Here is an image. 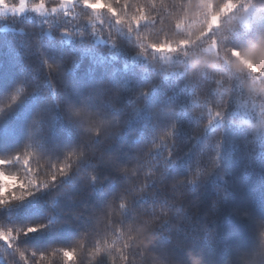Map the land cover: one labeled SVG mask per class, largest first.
Listing matches in <instances>:
<instances>
[{
	"label": "clouds",
	"instance_id": "1",
	"mask_svg": "<svg viewBox=\"0 0 264 264\" xmlns=\"http://www.w3.org/2000/svg\"><path fill=\"white\" fill-rule=\"evenodd\" d=\"M87 15H90L87 10L78 9L73 23L82 24ZM47 27L27 28L30 36L27 46L31 49L28 55L34 57L36 63L25 56L22 59L33 78L22 80L15 87L12 94L20 85L25 90L15 103H10L12 94L0 98V107L4 109L0 115L6 114L22 98L42 93L44 102L37 106L28 125L26 144L34 127H38L40 133V143L32 145L38 152L33 167L39 168L38 175L43 177L52 163L65 161L67 153H75L67 161L71 165L67 174L33 192L47 194L54 204L59 198L78 202V207L67 210L54 206L47 217V223L53 227L84 224L75 241L80 242L77 264H98L101 259L91 255L98 219L108 228L110 245L119 247L127 240V235L134 237L130 241L132 251L127 253L130 257L127 264H153V261L156 264H234L236 250L252 246L256 239V221L264 219V183L245 191L243 200L237 201L233 198L234 185L225 179L227 154L221 155L215 169L210 170L215 151L209 143L212 134L203 130L197 112L184 113V107L190 105L188 82L203 89L202 74L192 71L185 57L177 53L167 65L176 76L162 79L161 69L165 65L160 58L151 53L147 58L138 56L139 41L135 34L124 35L119 29L109 39L100 41L96 35H90L86 27L81 35L72 31L69 24L71 36L55 38L41 31ZM225 34L223 30L215 32L216 38L221 40ZM117 35L121 42L119 58L112 56L110 43V40L116 42ZM144 35L158 41L163 34L157 29H145ZM167 35L173 41L182 36L187 38L171 29ZM37 39L38 44L34 43ZM51 42L67 46L69 50L59 59L49 58L42 49ZM209 43L208 39L195 43L189 49V56L209 55ZM221 46L223 50V42ZM88 57L93 60L100 57L106 64H94L99 68L98 76L80 88L74 74L81 61ZM120 59L131 61L128 65L131 73L138 74L134 83L122 79L121 74L113 70L112 66ZM45 60L59 68L50 70ZM217 75L227 79L228 74L220 68ZM169 82L173 85L171 94L161 93ZM145 88H148L147 95L142 91ZM167 108L172 111L162 110ZM77 111L82 114L77 116ZM33 121L38 124L34 126ZM58 121L74 132L72 143L63 144L54 138ZM184 122L188 124L187 130ZM173 124L174 135L167 142H161L159 133ZM126 135L131 141V154L127 160H122ZM50 138L54 142L51 151L44 148ZM189 153L194 156L191 162L182 172L173 171L176 162ZM109 183L116 185V190L106 195L99 207L91 204L89 198L104 195ZM121 220L125 225H133L135 231L127 235V229L121 232ZM103 237L101 232L99 238ZM141 240L144 243L141 244ZM53 264H61L59 256ZM117 264L125 262L118 260Z\"/></svg>",
	"mask_w": 264,
	"mask_h": 264
},
{
	"label": "snow or ice",
	"instance_id": "2",
	"mask_svg": "<svg viewBox=\"0 0 264 264\" xmlns=\"http://www.w3.org/2000/svg\"><path fill=\"white\" fill-rule=\"evenodd\" d=\"M78 9L90 13L82 24L73 23ZM237 12L240 14L234 16ZM9 14L15 21L32 14L39 20V25L48 26L41 31L54 38L57 35L71 36L67 28L69 24L72 25V31H78L81 35L86 27L88 33L96 35L100 41L109 39L117 29L124 35L135 34L139 41L137 55L147 58L151 53L159 57L165 65L161 69V78L165 80L176 76V72L169 70L167 65L177 53H181L191 70L198 71L204 77L203 89L193 85L192 81L188 82L190 105L184 107V113L197 112L203 130L212 134L209 143L215 151L210 170L215 169L216 162L222 155L224 131L228 126L242 133L240 142L230 143V150L242 148L249 157L259 154L264 159V0H0V19H9ZM229 17L232 19L225 23ZM56 25L60 27L56 28ZM30 27L35 28L36 25ZM145 29H157L163 35L158 41L151 40L144 35ZM169 29L182 33L187 38L182 36L179 40H170L167 35ZM8 30L16 31V28ZM220 30L226 33L222 40L215 36V32ZM19 31L23 34L26 30L22 27ZM205 39L210 41L207 48L209 55L189 56V49ZM34 43L38 44L39 40ZM110 43L112 56L119 58V35L116 36V42L110 40ZM104 50L107 51V48ZM45 64L52 71L59 68V65L49 64L46 60ZM220 68L227 72V79L223 75H217ZM209 78H212L211 82ZM24 91L22 85L18 86L10 97V103H15ZM142 91L144 95L148 94V88ZM3 110L0 107V112ZM162 110L172 111L171 108ZM81 114L82 111L76 113L77 116ZM33 124L37 125L38 121H33ZM174 129L173 124L162 130L159 133L160 141L167 142L174 135ZM39 143V128L34 127L23 150L11 157L0 158V206L32 196L33 189L55 183L58 176H63L70 170L71 165L67 161L75 156L74 152L67 153L65 161L52 163L45 176H39V168L33 167V159L38 158V152L32 147ZM13 164L18 165L19 170L6 171V167ZM143 190L142 187L141 192ZM120 224L121 232L127 229L125 235L135 231L133 225H125L122 220ZM46 226L37 224L24 228L0 229V241L8 248L15 249L24 264H30L29 256L34 258L31 264H53L57 256L60 257L61 264H77L79 241L68 247L39 253L25 252L15 246L14 241L21 235L36 232ZM95 231L97 238H94L91 255L102 258V264H117L118 260L127 264L130 259L127 253L132 251L130 241L134 237L127 235V240L119 247L110 245L107 241L108 228L102 226L100 219L97 220ZM101 232L104 233L103 239L99 238ZM255 235L252 246L236 250L234 264H264V219L256 221ZM140 243L144 241L141 240ZM153 264L156 262L153 261Z\"/></svg>",
	"mask_w": 264,
	"mask_h": 264
},
{
	"label": "trees",
	"instance_id": "3",
	"mask_svg": "<svg viewBox=\"0 0 264 264\" xmlns=\"http://www.w3.org/2000/svg\"><path fill=\"white\" fill-rule=\"evenodd\" d=\"M9 20V19H8ZM34 22V23H33ZM7 28H0V98L8 97L12 94L15 87L20 81H31L32 73L25 63L22 56L33 60L28 54L31 49L28 48L27 42L30 39L27 33V28L31 25H39V20L35 17H24L18 21L10 19L7 23ZM1 25V24H0ZM15 27L16 31L8 29ZM25 28V32L21 34L20 28ZM46 56L52 59H59L69 50L67 46L61 47L55 42L49 43L42 49ZM131 61L125 62L124 59L112 66L115 72L121 74L122 79L135 82L138 79V74H132L129 64ZM105 65L106 62L96 57L83 59L78 65L74 78L77 85L83 88L90 81L94 80L99 74V68L93 65ZM173 85L171 82L166 84L161 90V93L171 94ZM45 97L42 93L33 94L19 100L11 107L4 115H0V158H8L15 153L24 149L28 139V125L37 106L44 102ZM184 127L187 130L188 124L184 122ZM224 148L222 156L226 155L224 161L225 167L228 170V176L225 179L234 185L233 198L237 201H242L245 191H252L253 186L258 187L264 183V159L259 154L249 157L244 149L236 151L230 150L231 142H240L242 133L232 126H228L224 131ZM54 138L58 139L63 144H70L75 140V134L68 129L62 121H58L54 126ZM181 139H184L181 137ZM129 137L125 136V144L121 149V159L127 160L131 154ZM44 148L51 151L54 148L53 138L44 144ZM194 158L192 153H189L184 159L177 161L173 167V171L182 172L184 167ZM19 170L18 165H8L6 171L16 172ZM247 177V179H244ZM105 194H96L89 198L90 203L99 207L106 195L116 190V185L107 184L105 186ZM54 206H58L65 210L78 207V202H70L67 199L59 198L54 204L47 194L34 193L32 196L26 197L22 201H11L7 205L0 206V229L7 228H24L27 226H35L37 224H45L46 227L38 229L36 232L21 235L16 241L15 246L21 249H31L37 253L47 252L58 247H68L75 243L84 224L79 226L71 224H63L59 226H50L47 223L49 211ZM226 222H230L227 221ZM34 260L29 257V262ZM0 264H24L19 256L10 249L7 245L0 241ZM102 264V258L98 261Z\"/></svg>",
	"mask_w": 264,
	"mask_h": 264
},
{
	"label": "rangeland",
	"instance_id": "4",
	"mask_svg": "<svg viewBox=\"0 0 264 264\" xmlns=\"http://www.w3.org/2000/svg\"><path fill=\"white\" fill-rule=\"evenodd\" d=\"M26 17H34L32 14H29L28 16H26ZM11 19V17H10V14H9V20ZM9 20L7 19V20H5V19H0V28H7L8 27V22H9ZM13 20V19H12Z\"/></svg>",
	"mask_w": 264,
	"mask_h": 264
}]
</instances>
